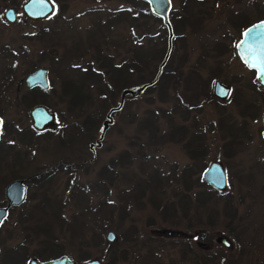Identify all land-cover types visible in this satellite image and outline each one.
<instances>
[{"label": "rangeland", "instance_id": "obj_1", "mask_svg": "<svg viewBox=\"0 0 264 264\" xmlns=\"http://www.w3.org/2000/svg\"><path fill=\"white\" fill-rule=\"evenodd\" d=\"M25 1L0 0V115L4 122L1 139L2 142L15 143L16 148H29V168H42V173L36 179L28 168L18 176L8 171L0 173V191L3 190L0 195L4 199V190L12 179L33 175L29 178L27 201L14 210L0 231L2 237L11 228L9 232L15 234L3 239V248L19 244L18 264L25 256L24 264L31 257L44 261L60 255H67L79 264L93 258L102 264H205L204 258H218L221 254L230 264H264V135L261 124L264 87L249 78L250 74L239 61L235 50L238 41L235 31L238 30L227 19L229 11L236 10L252 11L247 12L250 18H255L253 15L257 12L259 17L264 15V0H194L193 4L171 0V10H174L171 23L176 24V29L165 69L170 67L181 75L172 74L167 88L169 99L160 101L156 87L151 92L143 91L136 97L126 98L123 108L113 114V123L107 129L101 147H95L92 153L89 144L99 136L106 112L118 104L120 92L128 87L115 89L111 102L114 105L96 100L91 107L97 118L95 128L83 131L79 144L85 164L73 174L66 170L49 174L44 169L63 158L75 159L71 145L66 147L60 141L59 126L66 122H82L84 116L69 117L68 97L61 101V95L88 93V80L99 69V62L94 60L99 42L101 54L112 56L114 63H120L126 59L130 61V50L138 40L144 54L151 55L150 61L143 66L142 76L152 80L166 51L167 31L160 19L148 14V4L140 0L135 4L126 0H50L53 11L40 20L28 19L23 14L21 7ZM9 7L18 14L13 23L4 18ZM133 14L140 15L136 26L131 19ZM44 31L49 40L37 37ZM39 67L48 70L49 89L35 87L30 92L31 89L24 85V78ZM177 76L180 78L178 93L172 88ZM194 76L200 83L195 79L191 81ZM215 80L230 86L227 99L219 100L213 95ZM188 82L194 86L205 83L210 92L209 100L204 96L190 100L193 96L186 88ZM241 93L242 108L238 105ZM22 97H33L31 104L27 107L19 104ZM247 104L251 106L246 109L251 115L241 114ZM37 105H44L55 113L57 125L54 133L34 131L29 112ZM147 112L156 114V135L147 129L140 132L138 128L140 118ZM220 117H226L229 124L234 123L231 129L239 136L230 146L232 153L229 154L226 144L231 136H224L218 128ZM170 119L173 125H184L191 131L202 127L207 153L193 160L189 154L192 147L185 144V139L169 140ZM75 128V124L67 126L66 132L76 131ZM19 135L28 140V147L21 145ZM125 152L129 159L126 158L127 163L122 159V163L120 158ZM213 160L222 163L228 178L227 187L216 197L230 196L236 217L230 221V217L224 215V199H220L218 213L213 214V224L189 228L195 218L192 211H188L187 217L183 216L179 194L186 191V182L195 184L192 192L205 188L199 182L198 176L202 174L199 170ZM114 161L115 165L109 169ZM150 175L154 177L149 180ZM157 178H160L165 192L155 195L157 200L161 198L157 204L164 207L173 202L171 215L163 216V210L154 207L150 201L151 189L146 185L149 182L153 188ZM191 196L194 199V195ZM119 206L127 207V214L117 227ZM110 208L114 211L110 212ZM17 215L18 220L22 216L28 219H22L14 231ZM54 217L58 224L52 223L49 227V234L53 237L49 239L60 245L63 254L43 259L50 254L48 250L38 258L34 254L40 250L39 240H44L46 233L36 232L37 226L48 228L47 223L51 225ZM202 217H207L206 212ZM172 221L177 222L176 225ZM83 222L87 225L85 229L80 226ZM167 229L179 231L182 235L159 233ZM109 231L115 233L113 242L106 240ZM199 232L206 233V241L200 242L196 238ZM126 233L133 239L123 241L122 235ZM218 235L231 242L229 249L215 242ZM117 246L118 250H115ZM119 249H125L127 256L113 262V252L118 257ZM52 250L55 252L54 248ZM84 253L88 258L81 260L80 254Z\"/></svg>", "mask_w": 264, "mask_h": 264}, {"label": "trees", "instance_id": "obj_2", "mask_svg": "<svg viewBox=\"0 0 264 264\" xmlns=\"http://www.w3.org/2000/svg\"><path fill=\"white\" fill-rule=\"evenodd\" d=\"M129 1L132 4H135L136 0H126ZM142 3H144L145 5H147V3L143 0H140ZM193 2H195L194 0H185V4L186 3H190L193 4ZM264 8V6H263ZM149 10V9H148ZM128 11V10H127ZM188 11V9H187ZM129 12V11H128ZM148 14L152 15V13L149 11ZM124 15L126 16V14L124 13ZM129 17V15H128ZM174 17V10L170 11V20H172ZM264 16L261 15L259 17V19H262ZM158 18V17H157ZM126 19V18H125ZM132 21L134 22V25H137V21H139L140 19V15L139 14H133L131 17ZM159 19V18H158ZM187 21H189L188 17H187ZM182 19H180L179 23L181 24ZM174 26V27H173ZM173 27V31L176 29V24H172ZM48 37V34L46 33V31L39 33V35L37 37H39L40 39H44L45 37ZM47 40H49L48 38H45ZM140 40V39H139ZM138 40H136V44L132 46L130 52L132 53V56L130 57V61L128 59L121 61L120 63H114L113 62V57L112 56H103L101 54V47H100V42L97 44L99 50L98 53L96 55H94V60L99 62V69L96 71L97 74L94 75L93 77L90 78V80H88V86H87V90L88 93H82L77 95H67V93H63L61 96L62 98H60L61 101H65L64 97H68L66 99V103H67V107H68V113L69 117L71 116L72 118L74 116H84V119L82 121V127L84 129V131H88L89 129H94L96 122H97V118H95V114H93V110H91V107L93 106V104L96 102V100H99L101 102V104L103 103H113V99H114V95H115V89L120 88H125V87H129V86H136L138 84L144 83L146 81H149V79H147V77L142 76L143 74V66H145L146 63H148L150 61V56L151 55H146L144 54L141 45L137 42ZM49 45V44H48ZM97 48V49H98ZM145 56V57H144ZM129 61V62H128ZM89 62H87L88 64ZM168 64V63H167ZM167 64L165 65V67H167ZM165 67L163 68L162 74L158 80V82L156 84H154L153 86L146 88L145 91H153L154 88L156 87L158 90V97L160 101H166L168 100L169 96H168V85L169 83H171V76L172 74L180 76L181 73L178 72L177 70H173L168 67L165 69ZM195 72H193L192 74H194ZM177 76V79L174 80V83L172 84V88L175 92L178 93V88L177 85L180 81V78ZM195 79L197 80L198 83H200V81L198 80L197 76H194L191 78V81ZM186 82V81H185ZM204 85L200 86L199 85H191V82L186 83V88L189 89L192 93V99H199L200 96H204L205 100H209L210 97V92L209 90H207V85H205V83H203ZM93 88V90H91ZM34 89L28 90V91H33ZM94 93H96L94 95ZM106 95L108 96L107 99L105 100L104 98L106 97ZM264 96V95H263ZM33 98V97H32ZM32 98H26V97H22L21 99H19L18 103L19 104H25V107H27V105H30L32 102ZM264 99V97H263ZM153 102V101H151ZM198 102V101H196ZM111 103V104H112ZM114 105V104H112ZM124 106V105H123ZM123 108V107H122ZM242 108V107H241ZM244 110L241 109L243 115H251V113L247 112V106L243 108ZM173 120L170 119L169 120V132L171 133L168 136L169 140H175V141H181L183 139H185V144L188 145V143L190 144V146L192 147L190 149V156L192 157V159L194 160H198L200 157L204 156L205 153H207V147L204 143L205 140V134L202 132L203 129L202 127H199V129L197 130H190V128H187L184 125H173ZM228 119L226 117H220L218 119L217 125L218 128L221 129L224 132V136L225 135H230L231 140L229 139V141L227 142V153H232V149L230 148V146L235 142H237L238 139V135L233 132V130L231 129V126L234 123L229 124L228 123ZM195 125V124H194ZM139 130L140 132H142L144 129H147L150 133L155 134L156 130L158 129V125H157V121H156V114H154L153 112H147L146 116L140 118L139 121ZM208 129H210V126L208 127ZM242 129V128H241ZM243 132V129H242ZM156 135V134H155ZM264 138V137H263ZM63 140V139H61ZM183 143V145H185ZM122 157L120 158V161L123 159L125 160L124 162L127 163L128 161L126 160L129 159L128 154L125 152L124 154L121 155ZM125 157V159H124ZM119 161V165L122 163H124L123 161L120 162ZM116 161L112 162L110 167L112 165H115ZM201 167V165L199 167H196L197 170H199V168ZM205 168V165L200 168V172H202V170ZM42 169V168H41ZM41 169H37L36 171H40ZM191 173V172H190ZM49 175V174H47ZM190 175V174H189ZM155 177H159L157 174L154 175ZM152 175L149 176V180L151 177H154ZM39 178V176L34 177ZM199 178V182L200 184L205 185L206 187L203 189H200L199 191H194L192 192L193 186L195 184L188 183L186 182V191L182 192L181 194H179V202H180V206L183 209V216L187 217L188 216V211H192L193 213V217L195 218V221L192 222L189 226H202L203 224L206 223H210L213 224L214 223V219H213V214H217L218 210H219V203H220V197H216L217 195L219 196V194H221L222 191H216L215 189H213L212 187H210L201 177V175L198 176ZM35 179L32 178L33 181H35ZM154 179V178H153ZM187 180V179H186ZM139 184V183H137ZM153 188H151L149 182L146 185V188H150L151 189V194H150V201L153 203V206L156 208H159V210H163V216H168L171 215L173 211V207L174 204L173 202H168L167 205H165L164 207H159V204H157V201H161L157 200L155 198V195H161L163 193H165L162 190V182L160 180V178H157V181L152 184ZM156 191H155V190ZM144 192V191H141ZM141 194V193H140ZM144 194V193H143ZM191 194L194 195V199L191 196ZM176 195V194H174ZM154 196V197H151ZM223 213L226 216L230 217V221L232 219H234L236 216V209L234 208L233 204H232V198L230 196L227 197H223ZM221 199V200H222ZM44 201V199H43ZM124 205V203L122 204ZM104 204L101 205L100 207V211H102ZM117 210L119 211V222H118V226L120 227L121 223H123L122 221L124 220L126 214H127V207L124 206H119L117 207ZM114 209L110 208V212H113ZM206 212L207 217L203 218V213ZM109 213V212H108ZM107 213V215H108ZM22 216V215H21ZM30 216V215H29ZM22 219H25V221L28 219L27 216H22ZM54 219V220H53ZM51 221V225L50 223H47L48 228H40L39 226H37V230L36 232H40L43 231L44 233H46V238L44 240H39L40 244H41V248L39 251H37V253H35L34 255H36L38 258L44 256L46 251L50 250V254H47L45 258L43 259H48V258H52V257H56L62 253V248H59V244L56 242H52L53 237L51 236V234H49V227H52V223L58 224L57 219L54 217ZM177 222L172 221L173 225H176ZM85 227L87 226L85 222H83L81 225ZM133 233H136V231H133ZM122 235V234H121ZM126 236L129 234H125ZM125 235H122L123 241L124 240H130L133 239L132 236L126 237ZM49 237H51L52 239L50 240ZM80 237L82 238L81 234ZM131 237V238H130ZM29 238V237H27ZM196 238L200 241V242H204L206 241V233L203 232H199L196 235ZM30 239V238H29ZM48 239L50 240V243L48 241ZM27 242H30V240H28ZM53 246V247H52ZM52 248L55 249V252H53ZM117 247H115V250H118ZM119 256L116 257L115 256V252H113L114 256L113 258L111 257V260L114 262L117 259L119 260H123L124 258H126L127 256V252L125 249H119ZM18 255H14L8 258H5L6 261L10 262L11 264H18ZM16 257V260H15ZM88 258L87 254H80V259L81 260H86ZM23 261L20 262L19 264H24V260L26 259V256L24 258H22ZM203 262L205 264H230L229 261H227V259H225V255L221 254L218 258L217 257H212V258H204Z\"/></svg>", "mask_w": 264, "mask_h": 264}, {"label": "water", "instance_id": "obj_3", "mask_svg": "<svg viewBox=\"0 0 264 264\" xmlns=\"http://www.w3.org/2000/svg\"><path fill=\"white\" fill-rule=\"evenodd\" d=\"M147 2L151 13L162 20V23L167 31V47L165 54L157 67V71L152 80L141 83L139 85L128 87L123 89L119 95V102L116 106L110 107L106 112L105 119L102 122V127L99 136L94 143H90V147H100L104 135L113 123V114L120 111L124 105L125 99L129 97H136L141 94L146 88H149L157 83L159 80L163 68L169 60L172 51V42L174 37L173 27L170 21L171 0H144ZM23 14L31 20H40L48 17L53 11V4L50 0H26L22 4ZM17 12L14 8L9 7L4 12V18L6 21L13 23L17 19ZM239 55L249 68L252 67V63H260L264 61V19L258 21L248 27L244 33L242 40L237 45ZM257 72V69L254 68ZM258 82L264 87V74L258 76ZM24 85L28 89L40 87L41 89H49L48 70L43 67H39L34 71L28 73L24 78ZM213 94L219 99H225L229 94V88L223 85L219 80H216L213 86ZM31 125L35 130L41 131L44 129L53 128L56 124V116L53 111L48 109L44 105H37L30 109ZM0 121L1 118H0ZM261 124L263 127L264 135V112L261 115ZM2 131V124H0V134ZM202 179L216 191H222L227 187L228 178L223 168V165L218 160L211 161L207 167L202 171ZM27 185L22 179H15L11 181L5 188V195L8 201L5 207H0V225L7 216L8 208L12 205H21L26 198ZM160 234L167 236H180L179 231L171 229L161 230ZM115 233L109 231L106 234V240L113 242L115 240ZM215 242L223 245L225 248L231 247V242L222 235H218L215 238ZM26 264H79L76 261L70 259L67 255H60L59 257L49 260L41 261L35 257H31L27 260ZM81 264H102L97 258H93L82 262Z\"/></svg>", "mask_w": 264, "mask_h": 264}, {"label": "flooded vegetation", "instance_id": "obj_4", "mask_svg": "<svg viewBox=\"0 0 264 264\" xmlns=\"http://www.w3.org/2000/svg\"><path fill=\"white\" fill-rule=\"evenodd\" d=\"M248 11L252 12L250 10L229 11L230 15H227V19L228 20L230 19L231 22L234 24V27H235L234 29L238 30V31H235L237 33V35H238L237 36L238 37V41L236 42V45H235V50H236V54L238 56V59L242 63L244 68L248 71V73L250 74L249 78L253 82L255 80L258 83V85H259L260 83L257 80V72H256V70L254 68H249L245 64V62L243 61V59L241 58V56L239 55V52L237 50V45L242 40L244 31L248 27L253 25L254 23L264 19V17L262 19L258 18L259 15H260L259 12H257L256 15H253V17H255V18H250L251 15L247 13ZM161 22H162V20H161ZM172 44H173V42H172ZM145 54L147 55L146 52H145ZM146 65H147V63L145 64V66ZM156 71H157V69H156ZM215 81L212 84V93H213V86H214ZM222 84L229 88V94H228V96H229L230 93H231L230 86L226 85L224 83H222ZM242 94L243 93H241L239 95V100H238V105L240 107H242V105H243V96H242ZM228 96L225 99H227ZM225 99H219V100H225ZM246 106L251 107L250 104H247ZM29 116H30V112H29ZM0 118L2 120V131H1V134H0V150L2 152V155L0 156V173H3L4 171H6V172L8 171V172L14 173L12 175H14V176L17 175L18 176V173H21V171L26 170L28 168L27 171L28 172L29 171L33 172L34 173L33 174L34 177H36L39 174H41L42 171H37L35 173L34 172L36 170L35 168H34V170H31V168H29V165H30V157H29L30 150H29V148H25V150H23L21 148H16V145L14 146L15 143H13V142H2L1 138H2V135H3L4 122H3V119H2L1 115H0ZM73 124L76 125V128H75L76 131L71 130L69 132H66L67 131V126H71L72 127ZM56 125H57V123H56ZM56 125L53 128L46 129V130H41V131L35 130L34 128L33 129H34V131H36L38 133H45V132H49V131H53V133H54ZM83 131H84V129L82 127V122H77V121H75V123L74 122H66V123L62 124V126H59L58 133L61 135V138L63 139V140H60V141L66 147L71 145V150L74 152L73 155H75V159L73 160L72 157L71 158L67 157V158L60 159L59 162L56 163V164H53V165L49 164L48 168H44V169H46V171L49 174L50 173H55L56 171H59V170H62V171L66 170L70 174H73L74 172H77L78 170L83 169L84 164H85V160L81 157V150H80V145H79L82 142L81 135H82ZM62 135H64V136H62ZM73 135H74V137H76L75 141H73V138H74ZM19 136L22 139L21 140V145H24V146L28 147L29 146V143L27 142L28 140L23 139L22 135H19ZM94 148H95L94 146L91 148L90 144H89V149L92 151V153L94 151ZM92 161H94V157L92 158ZM111 168H112V166L109 169H111ZM33 175H30L27 178H14L11 181H13L15 179L24 180L26 185H27V194H28V188H29L30 182H31V179H29V178L31 176H33ZM44 175H46V173ZM2 192H3V190L0 191V194H2ZM4 193H5V190H4ZM27 194H26L25 201H27ZM25 201L21 205H17V206L12 205V206H10L8 208L7 216H6V218L3 220V222L0 225V231H1L2 227L6 224L8 218L10 216H12V214L14 213V210H16L17 208H20L25 203ZM7 203H8V201L6 199V195H5V199L3 198V196L1 197V195H0V207H5L7 205ZM21 220H22V218H19V220H18V215H17V217L14 220V226H13L14 231L19 228V222L21 223ZM7 230L10 231V230H12V228L11 229H7ZM9 231L3 237L1 236V232H0V257L2 258V263L1 264H4V263L5 264H9L10 263V262L6 261L5 259L3 261V256H5V258H8V257L14 256V255H17V253H18L17 250H18V245L19 244H16V245L12 246L11 248H6V247L3 248V245H2L3 242L2 241L6 240V239H9V238H12L15 235L14 232H9ZM27 237H29V235Z\"/></svg>", "mask_w": 264, "mask_h": 264}, {"label": "snow or ice", "instance_id": "obj_5", "mask_svg": "<svg viewBox=\"0 0 264 264\" xmlns=\"http://www.w3.org/2000/svg\"><path fill=\"white\" fill-rule=\"evenodd\" d=\"M251 66L257 69L258 76L264 74V61H261L259 64L253 62ZM0 124H2V121H0Z\"/></svg>", "mask_w": 264, "mask_h": 264}]
</instances>
